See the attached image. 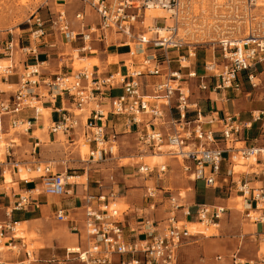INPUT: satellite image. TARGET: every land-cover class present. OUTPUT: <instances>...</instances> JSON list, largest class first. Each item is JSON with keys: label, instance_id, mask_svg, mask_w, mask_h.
<instances>
[{"label": "built area", "instance_id": "obj_1", "mask_svg": "<svg viewBox=\"0 0 264 264\" xmlns=\"http://www.w3.org/2000/svg\"><path fill=\"white\" fill-rule=\"evenodd\" d=\"M80 1L95 15L96 21L86 26L85 14L80 11L75 14L79 26L75 28L64 8L55 11L48 8L51 30L64 35L70 44L80 42L78 51L85 55L97 52L93 47L95 42L109 46L116 42L119 47L127 49V59L114 73L93 66L91 70L85 67L44 79L45 62L39 61L38 53V43L44 36V22L38 18L33 24L38 30L30 33L31 43L20 49L22 54L33 56L35 62L20 73L16 92L0 100V140L11 131H29L32 122L22 119L21 115L26 110L39 115L43 98L56 101L59 97L63 100L68 97L71 109L52 123L50 131L78 138L80 130L89 147L86 162L101 163L114 158L112 144L117 138L114 128L122 123L126 133L135 136L141 154L152 153L153 156L168 147L166 156L179 162L192 181H202L207 188L220 187L223 165L227 163L230 169L222 183L230 191L234 185L244 199L246 219L252 218L254 206L262 214L254 223L264 224V186H251L245 178L236 177L235 172L237 163L254 159L257 167L250 174L264 179V148L247 146L243 142L245 132L256 124L264 137V110L253 112L249 121H242L235 113L220 115L215 110L217 100L212 97L221 95L224 100L227 92L241 93L245 83L253 89L260 84L254 70L264 63V15L260 13V0ZM157 8L167 13L164 19L172 20V26L158 27L155 21L158 17L149 19L150 24H146L147 12ZM16 47L13 40L8 42L3 48L4 56L12 58ZM199 50L205 55L201 74L197 70ZM211 50L212 54L208 56ZM15 71L12 62L0 66V93L3 94L2 82L8 81ZM193 80L197 81L201 93H209L205 99L209 110L202 105L204 99L194 96ZM42 88L45 94L41 92ZM116 90L122 92L113 96ZM105 103L108 110L104 108ZM90 105L94 106L90 110V120L83 123L73 109L81 111ZM109 121L113 122L112 127ZM110 129L112 135L108 132ZM77 141L73 139L72 143ZM238 143L245 145L237 147ZM16 144L13 139L9 141L7 157L13 155ZM8 165L11 173H19L23 163L14 159ZM169 168L165 164L151 168L142 163L138 172L146 177L156 173L160 180ZM36 172H41L42 194L47 197L69 194L68 178L64 174L54 173L45 165H39ZM5 174L6 170L0 171L3 183H6ZM146 192L150 211L156 212L161 203L159 199L166 195L169 205L165 220L156 221L154 217L144 220L145 239L126 241L123 213L116 202L115 192L87 196L82 231L77 221L68 219L64 209L55 213L59 223L71 222L72 231L82 235L79 245L67 248L63 259L52 257L46 263L180 264L182 247L196 235L183 223H192L195 219L197 223L192 225L206 224L218 228L221 219L230 211L225 206L207 204L186 208L178 203L186 200V196L180 192L174 196L169 188L146 187ZM28 203L29 197H22L16 210H22ZM182 209L183 219L180 220ZM16 224L0 223V241L9 239L5 244L12 251L17 248L19 238L15 235L8 237L7 233L14 232ZM21 248L26 257L21 264L39 262L25 244ZM231 264L256 262L244 261L235 254Z\"/></svg>", "mask_w": 264, "mask_h": 264}, {"label": "crops", "instance_id": "obj_2", "mask_svg": "<svg viewBox=\"0 0 264 264\" xmlns=\"http://www.w3.org/2000/svg\"><path fill=\"white\" fill-rule=\"evenodd\" d=\"M81 11H83V13L85 14L84 24L86 26H89L96 21L95 15L89 10V8L85 7ZM38 18H40L41 21L44 22V36L40 39L38 43L39 61L45 62L42 70L44 74L43 78L53 79L54 76L59 73L73 72L74 58L67 53L66 49H64V46H69L71 48L75 46L77 47L76 51H78L81 46V43L77 42L70 44L67 42L64 35H61L56 31L51 30L49 22V10H43L33 14V18L30 21V27L23 31L32 32L33 30H38V27L33 25L36 23ZM69 19L73 24L72 26H74L75 28L79 27L77 20H75V16ZM160 20L165 19L164 17H158L155 21L157 23V21ZM12 40L15 44V39ZM30 40V35L28 39H24L23 41L19 39L18 46L15 44V46H17L16 49L19 47L17 50L20 51L21 48L28 47L31 43ZM93 47L97 50V52L90 56L89 54L86 55V57L84 58L85 60L81 61H87L88 63L89 60H97L99 63L98 65L90 66H99L103 71H108L112 73L116 72L120 68V66H122L123 61H125L128 57L127 49L119 47L116 42L110 46L108 44L95 42L93 43ZM3 48L1 49L0 54H3ZM16 49L13 52L12 58H5L9 61L11 60V62L14 63V65L16 66V71L14 75L9 77L8 81L2 82L1 91H3V94L0 93V100L10 97L13 93L16 92L17 89L14 90L13 88H18L20 73L25 69L26 66L31 65L35 62L33 56L24 55L21 53V51L20 53H18ZM111 58L113 59V61L110 60ZM2 61L5 60L0 59V62ZM3 86H7L10 89L3 90ZM41 90H43L41 91L42 93H46L43 88ZM121 92V90H116L114 91L113 96H118L121 94ZM249 94L251 95V93ZM239 95L240 93H225L226 98L224 100L221 99V102L225 103H220L216 105L219 114H231L232 111H236L235 102L237 101ZM70 103L71 102L68 97H65L64 100L59 97L56 101H51L49 97H46L42 100V109L39 115H36L33 110L24 111V113H22L21 115V118L31 120L32 127L27 132L22 131L16 133L19 136V141L22 142L18 144V141L16 139H13L17 143L16 145H14L13 155H11V157H7V155H5V161L0 162V171H11L10 166L8 165L9 161L17 159L23 163L22 166L24 167V170L28 173L36 172V168L39 165H45L50 166L52 169H55V173L64 174L68 178L67 190L69 194L63 197H59L60 199L57 202H54V204L51 203L48 199H46V196L42 194V192L39 193L38 188H41L42 180L40 176H36L32 179H18L17 177L14 179L10 178L9 175H6V183H3V180H0V223L16 222L20 224L22 229L25 228L26 231H28V224L30 228H33V226L35 228L41 226L40 229H42L41 234L43 236V246L40 247L39 251H36L34 253L35 257L39 259V262L36 264H47L46 261L51 259L52 257L63 259L65 257L66 249L70 248L68 246H78L80 243V237H82L81 234H77L72 231L73 224L71 222L61 223L63 224V226H58L57 229H54L53 224L47 221L48 219L46 217L48 215L53 214L55 216V213L58 210L64 209L68 214V219L70 221H77L79 229L82 231L84 206L86 204L85 197H98L103 194L108 195L112 191L117 194L120 191L118 186L119 183H115V176L110 173L111 171H113L114 168H110L109 164H103L107 161L97 163V167H93L91 166V163L93 164L94 162H86V160L83 159L81 151H78L77 148L76 150L78 152L79 157L77 155H74L73 151L72 153H68L65 151L64 148H62L61 145H58V139L61 133H59L58 135L52 134L49 129V132L45 135V125L49 121H51V123L59 121L62 117L63 112L67 111L68 109H71ZM244 106L246 108L245 112H249L251 114L256 111L264 110L263 106L259 104L253 105L245 103ZM104 108L108 110L107 103L104 104ZM75 115L84 123H87L88 119L90 118V112L88 110L86 113H80ZM241 120L246 121L243 119ZM108 124L110 127L113 126V122L109 121ZM119 127L125 130L122 123L117 124L114 128V132H116V134L119 132ZM40 132L42 133V136L45 135L44 140H41V138L39 137V135L41 134ZM124 132L126 134L127 131L125 130ZM110 133H113V131L111 130ZM251 133L255 135L253 139L251 137L248 138L247 136ZM64 136L67 137L68 142L71 146H75L77 144L72 143V140L74 139V141H76L77 138H69L68 135ZM261 137L263 136L260 134L259 126L257 124L255 125V128H252L251 130L245 132V140L243 142H245L246 145L248 141H252L257 144ZM256 147L260 146L258 145ZM175 162V168L177 173H179L181 176L187 175L183 172L181 164L177 161ZM228 169H230L229 165L227 163L224 164L222 175L219 179V188H207L202 181H192L189 177L190 175H188L189 180L191 181V183H193L191 187V192L193 193L189 195L185 207L187 206L190 208H194L198 204L225 206L230 211L220 221V225L223 226V231L226 232L229 229L228 227L230 223L231 225H233L234 223L237 224L238 227L242 225V228L240 229L241 233H243L244 230H248L250 233H253L255 232V230L253 231L252 227H243L245 225L244 223L247 222V220L244 219L246 218L245 212L241 214L240 211L234 208L236 205L235 199H242L239 193H237L235 186L233 185V187L231 188L232 190L230 191V188L225 187V185L222 183V180L226 176ZM126 171L127 170L121 169V175L124 178V184H126L129 177H133L135 175V173L127 174ZM250 173H243L240 176L242 178H245L251 186H264L263 178H256ZM14 175L17 176L18 173H12V177H14ZM130 182H134V180H131ZM200 182H202L203 184L200 188L204 191H211L212 196H205L199 198ZM8 183H13V185L17 186V188L7 187L6 184ZM131 186L132 187H129L128 190L125 192V196L120 197L116 195V202L118 204V200L124 199L126 203L129 204V210L123 212L122 217L125 226L124 236L126 241L128 242H138L140 240L145 239L146 236L145 231L143 230L144 220L148 219L149 217H154L155 220L158 219V221H163L167 218L166 210L168 208V201L166 198L167 195L163 198H160L159 202H161L162 204L160 203V205H158V209L156 212H152L148 208L149 201L146 199V187L145 189H140L134 188L133 184ZM162 187L167 189L169 188L171 192H173L169 185H163ZM35 193H39L44 196L34 197L33 194ZM23 194H30L29 203L22 210H16L17 203L20 202V199L22 197H25ZM252 208L253 212L261 213L257 211L254 206H252ZM183 211L184 209H182L179 213V217L182 219ZM255 225L259 226V224ZM16 226L17 224L14 226V232L9 231L7 233L8 237L12 235L16 236ZM257 229L261 230L260 227H258ZM245 236L246 234L243 233L238 236V239H242ZM263 236L264 234H262L261 231H257L254 235L255 239H258V237L259 239H262ZM16 244L17 246H22V239H17ZM62 253L63 256L62 258H60L58 254L62 255ZM25 258L26 257L23 249H21L20 254L15 253L12 250H8L5 254H0V264H21V262L24 261Z\"/></svg>", "mask_w": 264, "mask_h": 264}, {"label": "rangeland", "instance_id": "obj_3", "mask_svg": "<svg viewBox=\"0 0 264 264\" xmlns=\"http://www.w3.org/2000/svg\"><path fill=\"white\" fill-rule=\"evenodd\" d=\"M262 4V8L260 9V13L264 15V0H260ZM48 8L55 10H61L65 9L68 13L69 18L75 16V14L79 11H81L83 8H85V3H83L80 0H0V53L1 49L6 46L7 42H10L12 39H15V44L18 46L19 39L23 41L24 39H28L30 35L29 32H24L23 30L30 27V21L33 18V14L48 10ZM148 13V12H147ZM147 25H149V19L150 16H148ZM173 25L172 20H160L157 21L158 27H169ZM18 49V48H17ZM16 49V50H17ZM64 49H66L67 53L71 55L74 59L73 63V69L74 72L82 70L83 68H87L89 70L92 69L89 65H98L97 60H89L88 64L81 61V58H85V54L79 53V51H76L77 47H69L64 46ZM199 50V58L198 61H200V64L198 63L197 69L202 71V61L204 60V51ZM18 53L20 51L17 50ZM67 54V55H68ZM95 54V53H94ZM212 50L208 51V56H211ZM215 55H218V53H215ZM90 56V55H89ZM6 57L3 54H0V59H4L5 61L0 62V66H7L11 64V61L5 59ZM113 61V59H110ZM113 63V62H112ZM102 65V64H101ZM256 74L258 75V81L260 84L256 89H253L248 83H245L243 86V89L240 93V95L237 98V101L235 102L236 105V111H232L231 114L237 113L239 117L243 120L249 121L251 119V113L245 112L246 108L244 106L245 103L247 104H259L263 106L264 109V63L262 65L257 66L255 69ZM203 73V72H202ZM191 84L193 85V91L195 93V97H201L204 99L202 105L205 110H209L208 103L205 100L206 97L209 95L208 92H200L199 88L197 87V81L193 80L191 81ZM3 90H9L10 88L7 86L2 87ZM14 90L17 88H13ZM251 93L250 96L248 94ZM116 94V93H115ZM118 94V93H117ZM213 99L218 100L214 103L215 110H217L216 105L221 102L222 96L221 95H212ZM94 108L93 105H90L89 107H86L85 110H90ZM75 114H80L77 109H73ZM84 123V122H83ZM52 123L49 121L44 128L45 135L49 132V129L51 127ZM257 125V124H256ZM259 126V124H258ZM255 128V127H254ZM23 130H17V131H11L9 135H3L2 139L0 140V144L4 145L3 152L4 154L0 158L1 161H5V155H6V147L9 143V140L16 139L18 141V144H20L22 141H19V136L16 134V132H22ZM111 130H108L110 133ZM119 132L117 133L116 143H113V152H114V159L107 160V162L103 164H109L110 168L112 167L113 171L110 173L113 174L115 183H119V193L116 195L122 197L126 195V191L129 187H132L131 185H134V188H140L145 189V187H162L163 185H169L171 189L173 190L174 196H177L178 192L182 194V196H186V200H179V204L185 205L189 198V195L193 192L192 191V184L189 180L188 175L181 176L179 173H177L175 165L176 160L170 159L167 155L168 147H164L162 149V153H157L156 155H163L162 158L157 157L153 158L152 153L147 154H141L139 148L137 147L135 136L132 134H125V130L123 128L119 127ZM80 133V138H77V144L75 146H71L68 142V139L66 136H64L62 133L59 136L58 139V145H61L62 148L65 149L66 152L72 153L74 152V155H78L77 150H81V145L84 144V139L82 137V133L80 130L78 131ZM41 133V132H40ZM39 133V134H40ZM113 133H110L112 135ZM44 135V136H45ZM44 136H42V133L39 135L41 140H44ZM248 138L251 137L252 139L255 137L253 133L247 135ZM111 138V137H110ZM111 141H114L111 139ZM111 144H109L110 146ZM245 144L238 143L237 147H243ZM260 146V148H264V137H261L257 144L252 141H248L247 146ZM77 148V150H76ZM82 154V152H81ZM88 154L89 150L86 154H82L84 160H88ZM76 156V157H77ZM123 158H130V161H121ZM126 162V165L124 163ZM144 163L146 165H149L151 168L159 167L162 164L170 165L169 171L163 176L160 180L157 178L156 173L153 175L145 176L138 172L139 166ZM86 164V163H85ZM123 165V166H122ZM91 166L97 167V163H91ZM245 169H242L244 168ZM255 160H249L237 163L235 167L236 177L239 175H242L243 173H250L251 171H254L256 169ZM116 168V169H115ZM21 173H18V175H14L12 177L11 171L8 172L11 178H18L22 179L23 175L26 174L28 178L32 179L36 176H40V173L33 172L28 173L24 170V167L21 166ZM121 169L130 171L126 173H135L133 177H129L126 184H124V178L121 175ZM13 171V170H12ZM53 172L55 173V169H53ZM14 174V173H13ZM110 174V175H111ZM6 175V174H5ZM119 175V176H118ZM131 180H134V182H130ZM16 181V180H15ZM110 183V182H109ZM110 185V184H109ZM202 182L199 183V188L202 186ZM9 188H17V186H14L13 183L6 184ZM39 193L42 191V188H38ZM117 191V189H116ZM35 193L33 194L34 197L37 196H44L42 194ZM25 197H30V194H23ZM205 196H212L211 191H204L203 189H199V198L205 197ZM167 198V197H166ZM51 203L54 204V202H57L60 198L59 197H47ZM236 205L235 209L241 212L243 214L245 212L244 207V201L243 199L236 198ZM169 204H167L168 207ZM118 207L121 210V212H125L129 210L130 206L126 203L124 199L118 200ZM260 212V211H259ZM252 218L246 219L247 222H245L243 227H252L253 231L255 232L250 233L248 230H244L243 233L246 234L244 238L238 239L239 235L243 234L241 233V226H237V224L229 225V229L225 232L223 231V226L220 225V227H214L211 225H201L196 224L199 226H193L192 223H197L195 219H192V223L184 222L190 232L192 234H196L193 236L181 249L180 252V264H231L232 257L235 254H238V257L242 258L244 261H255L256 264H264V236L262 239H255L254 235L257 231H261L262 234H264V224L261 223H254V220L260 216H262L261 213L252 212L251 213ZM48 222L53 224L54 229H57L58 226H63V224L58 223L55 216L53 214H50L46 217ZM182 218H180L181 220ZM158 221V219H156ZM255 224H259V226H256ZM193 226V227H192ZM208 227L209 229H206ZM258 227L261 228V230L257 229ZM41 226H38L35 228L29 227L28 224V231H26L25 228L19 227V233H16V236L18 238H21L23 241V244L26 245L27 249L33 253L36 251H39L40 247L43 246V236L41 234L40 229ZM67 230V229H66ZM69 232V231H67ZM252 232V231H251ZM253 234V235H252ZM9 239H2L0 241V250L1 248L3 250L0 251V254H5L9 248L6 246V242ZM68 247H72L71 245ZM21 245L17 246V248L14 250L15 253H18L21 250ZM61 251V250H60ZM63 251V250H62ZM58 256L62 258V255ZM219 257L222 259L220 260ZM69 264H78L76 262H71Z\"/></svg>", "mask_w": 264, "mask_h": 264}, {"label": "bare ground", "instance_id": "obj_4", "mask_svg": "<svg viewBox=\"0 0 264 264\" xmlns=\"http://www.w3.org/2000/svg\"><path fill=\"white\" fill-rule=\"evenodd\" d=\"M147 16H150V21L152 20V18L153 17H164V16H167V13L165 12V11H163V10H161V9H159V8H157V9H152V10H149L148 11V13H147ZM150 21H149V23H150ZM81 60H85L84 58L82 59L81 58ZM85 63H87V61L85 62ZM88 64V63H87ZM89 65V64H88ZM90 66V65H89ZM91 67V66H90ZM79 112L80 113H86L87 112V110H85V109H83V110H79ZM90 120V118L88 119V121ZM62 133V132H61ZM2 139V138H1ZM3 148H4V146L2 145V144H0V158L2 157V155H3ZM81 152H82V154H86L87 152H88V150H89V147H88V145H86L85 143L84 144H82L81 145ZM114 150V149H113ZM161 156V158H162V156L163 155H153V156H151V157H153V158H157V157H160ZM122 161H130V159L129 158H124ZM124 165H126V162L124 163ZM242 169H245V167L244 168H242ZM8 172H10V171H8ZM8 172H6V175H9V173ZM20 172H21V169H20ZM19 172V173H20ZM6 175H5V177H6ZM10 176V175H9ZM10 178H11V176H10ZM22 179H28V177H27V175L26 174H24L23 175V177H22ZM9 184V183H8ZM203 225H205V224H203ZM19 227H21L20 226V224H18L17 223V226H16V228H15V232L16 233H19L20 234V231H19ZM206 229H209L208 227H206ZM1 250H2V248H1Z\"/></svg>", "mask_w": 264, "mask_h": 264}, {"label": "trees", "instance_id": "obj_5", "mask_svg": "<svg viewBox=\"0 0 264 264\" xmlns=\"http://www.w3.org/2000/svg\"><path fill=\"white\" fill-rule=\"evenodd\" d=\"M197 70H198V69H197ZM198 73H199V74H201V73H202V71L199 69V70H198ZM254 127H255V125L253 126V128H254Z\"/></svg>", "mask_w": 264, "mask_h": 264}]
</instances>
